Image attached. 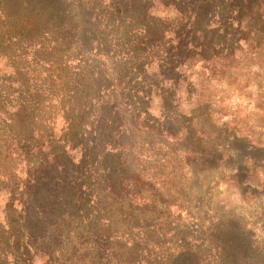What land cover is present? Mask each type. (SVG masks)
<instances>
[{"label": "trees", "instance_id": "16d2710c", "mask_svg": "<svg viewBox=\"0 0 264 264\" xmlns=\"http://www.w3.org/2000/svg\"><path fill=\"white\" fill-rule=\"evenodd\" d=\"M263 53L264 0H0V264L201 263L167 244L201 224L147 175L152 109L189 129Z\"/></svg>", "mask_w": 264, "mask_h": 264}, {"label": "rangeland", "instance_id": "374dc122", "mask_svg": "<svg viewBox=\"0 0 264 264\" xmlns=\"http://www.w3.org/2000/svg\"><path fill=\"white\" fill-rule=\"evenodd\" d=\"M248 64L204 86L191 103H180L191 108L189 129L167 124L157 102L152 109L175 136L150 145L147 175L157 174L158 186L172 189L174 202L184 206L174 219L201 224L199 230L189 225L195 234L189 240L179 234L167 241L178 243L186 261L219 264L222 251V264H264V53ZM191 141L196 154L187 159L184 148ZM207 242L215 252L205 250Z\"/></svg>", "mask_w": 264, "mask_h": 264}]
</instances>
